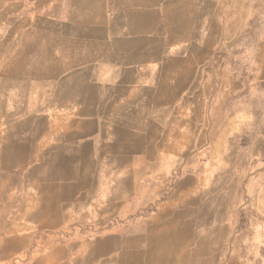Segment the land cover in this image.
I'll use <instances>...</instances> for the list:
<instances>
[{
    "label": "crops",
    "instance_id": "1",
    "mask_svg": "<svg viewBox=\"0 0 264 264\" xmlns=\"http://www.w3.org/2000/svg\"><path fill=\"white\" fill-rule=\"evenodd\" d=\"M209 2L0 0L10 11L0 53L11 59L4 71L0 61V264H97L77 254V236L47 238L34 253L36 234L58 215L49 203L66 201L83 169L139 165L144 176L145 165L177 153V123L192 120L196 69L210 56ZM3 154L21 155L18 165H3ZM140 233L114 229L108 264H177L165 246L174 237L138 248L130 235Z\"/></svg>",
    "mask_w": 264,
    "mask_h": 264
},
{
    "label": "rangeland",
    "instance_id": "2",
    "mask_svg": "<svg viewBox=\"0 0 264 264\" xmlns=\"http://www.w3.org/2000/svg\"><path fill=\"white\" fill-rule=\"evenodd\" d=\"M209 15L210 56L195 68L201 88L184 108L192 120L177 123V153L145 165L144 176L139 165L83 169L77 186H65L66 201L49 203L58 215L49 232L36 234L34 253L47 238L77 236V254L108 264L112 231L139 227L144 233L130 235L138 248L174 237L165 246L177 264H264V0H210ZM9 17L0 10V19ZM0 55L4 71L11 59ZM1 76L8 89L9 75ZM20 156L3 154V165H18Z\"/></svg>",
    "mask_w": 264,
    "mask_h": 264
}]
</instances>
